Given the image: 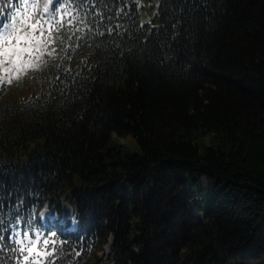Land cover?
Instances as JSON below:
<instances>
[{"label": "trees", "instance_id": "1", "mask_svg": "<svg viewBox=\"0 0 264 264\" xmlns=\"http://www.w3.org/2000/svg\"><path fill=\"white\" fill-rule=\"evenodd\" d=\"M76 1L25 95L0 84V264L40 235L44 264H264V0ZM62 200L75 237L39 217L68 229Z\"/></svg>", "mask_w": 264, "mask_h": 264}, {"label": "snow or ice", "instance_id": "2", "mask_svg": "<svg viewBox=\"0 0 264 264\" xmlns=\"http://www.w3.org/2000/svg\"><path fill=\"white\" fill-rule=\"evenodd\" d=\"M53 0H48V3L51 4ZM24 8H28L29 5L27 4V0H25V3L22 5ZM34 8L35 5H32ZM44 11H48V7L45 6ZM16 13L18 16H20L21 20L23 21L24 24L30 25L32 31L34 32L37 28V23H32L31 20L29 19L31 13H28L27 16L21 14V9L18 8L16 10ZM69 24L72 23L71 19L68 21ZM35 37L32 35V32H24L19 29H17L16 25L13 24L11 31L7 33L4 36V39L0 41V44H3V51L0 52V55H3L5 57H14L16 61L20 60V53L25 51L26 49L22 48L19 44H13L9 46V41H27L29 45L32 44L33 40ZM37 235H39L37 233ZM55 235V233H53ZM32 237L29 236V240H31ZM23 243V242H21ZM49 242L47 240L44 241V244L47 245ZM39 241L37 240L35 243L30 244L29 246H25L24 248L20 249L21 256H22V261L23 264H29V261L31 259L35 260V264H44V260L41 258H47L49 256V251L48 249L41 250L38 247ZM27 254H24V253ZM57 252L56 247L51 248V253L55 254Z\"/></svg>", "mask_w": 264, "mask_h": 264}, {"label": "rangeland", "instance_id": "3", "mask_svg": "<svg viewBox=\"0 0 264 264\" xmlns=\"http://www.w3.org/2000/svg\"><path fill=\"white\" fill-rule=\"evenodd\" d=\"M44 10V9H43ZM145 10V9H144ZM143 10V11H144ZM156 10H157V6H155V9H154V12L151 10V8H147L143 13H142V18H141V21H140V23L141 24H144V23H147V21L148 22H152V17L155 15V13H156ZM3 51V48L1 49V51L0 52H2ZM33 58H32V55L30 56V57H26V58H24V61H23V63L22 64H20V63H18L19 65L17 66H15V69H14V73H15V75L19 72V71H21L22 69H20V68H26V67H28V68H32L33 67V65H31V60H32ZM121 144H123V145H126V147H127V149L128 150H130V152L131 153H139V152H141V148H140V146H139V143H138V141H137V139L135 138V137H133V136H127V137H125V138H120V141H119ZM199 182H200V185H201V188L204 190V189H207L208 188V182H207V180L205 179V178H203V177H201V178H199ZM196 189V188H195ZM196 193L198 194V195H193V203L195 204V206L193 205L192 207H191V210L193 211V213L194 214H196L198 217H202L204 214L202 213V210H201V208L199 207V205H198V202L200 201V199H201V197H202V195L201 194H199V192H198V190L196 189ZM203 198V197H202ZM205 199H206V201L209 199V197H204ZM208 202V201H207ZM158 245V243H156L155 244V246H157ZM101 254H103V253H101ZM251 263H253L254 264V261H251Z\"/></svg>", "mask_w": 264, "mask_h": 264}]
</instances>
